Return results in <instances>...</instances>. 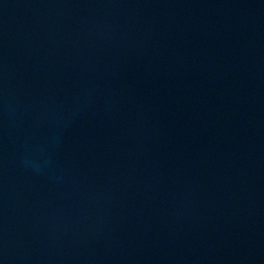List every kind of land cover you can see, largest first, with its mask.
<instances>
[{"label":"water","instance_id":"water-1","mask_svg":"<svg viewBox=\"0 0 264 264\" xmlns=\"http://www.w3.org/2000/svg\"><path fill=\"white\" fill-rule=\"evenodd\" d=\"M0 264H264V0H0Z\"/></svg>","mask_w":264,"mask_h":264}]
</instances>
